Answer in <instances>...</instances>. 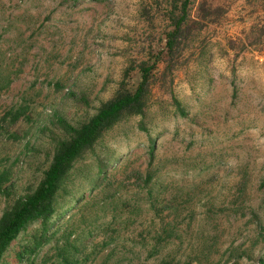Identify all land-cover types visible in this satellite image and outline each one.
<instances>
[{
	"label": "rangeland",
	"instance_id": "1",
	"mask_svg": "<svg viewBox=\"0 0 264 264\" xmlns=\"http://www.w3.org/2000/svg\"><path fill=\"white\" fill-rule=\"evenodd\" d=\"M182 1L0 0V214L68 137L61 120L85 122L154 62L142 113L122 115L74 162L58 197L73 205L48 239L18 260L39 227L27 225L0 264H58L68 230L71 264L264 259V0H187L169 53ZM98 162L106 199L102 184L89 190ZM146 170L147 184L131 174Z\"/></svg>",
	"mask_w": 264,
	"mask_h": 264
},
{
	"label": "trees",
	"instance_id": "2",
	"mask_svg": "<svg viewBox=\"0 0 264 264\" xmlns=\"http://www.w3.org/2000/svg\"><path fill=\"white\" fill-rule=\"evenodd\" d=\"M186 2L187 0L181 2L179 14L176 17L171 16V28L165 34V45L169 53L176 48L182 36L186 18ZM153 65L154 62L151 64L141 62L138 66L140 79L135 88L129 91L122 86L112 98L102 102L97 107L95 113L80 125L71 126L60 119L63 129L68 133V137L57 141L51 159L35 187L31 191L18 197L10 207L4 209L0 214V259L10 242L20 231L31 223L37 222L39 227L33 233L31 239L22 244L16 252L15 256L18 260L22 258L23 254H27L26 257L28 258L42 242L48 239L49 235L47 233L49 227L56 218L61 217L73 205L71 204L67 208L65 206L63 207L58 202V197L61 189H64V184L74 162L85 149L94 144L104 130L112 126L122 115L142 113L145 104V95L148 91V78ZM9 114L10 112H6L5 115ZM14 118H16V115L13 113L12 119ZM153 148V143L150 142L148 149L149 165L150 160L153 158ZM131 174L136 179L146 182V184L152 178V172L150 170H146L145 173L132 172ZM6 180L7 173L1 171L0 184ZM100 184H102V189H105L100 197L106 199L114 195L113 192H109L108 186L112 183L106 177V163L98 162L95 176L90 181L89 190L96 188ZM149 191L150 189L147 188L148 193ZM81 198H83L82 194L75 198V203ZM104 206L106 207L104 209H110L113 214L117 208V204L114 202L105 203ZM70 233L71 231L68 230L66 235H64L63 248L58 252V256H60L58 264H71L69 258H67L68 256L62 252L68 247H73L71 240L68 239ZM258 263L264 264V259L260 258Z\"/></svg>",
	"mask_w": 264,
	"mask_h": 264
}]
</instances>
